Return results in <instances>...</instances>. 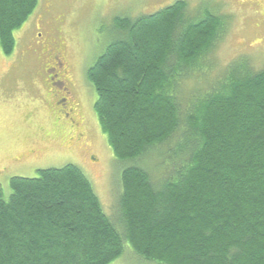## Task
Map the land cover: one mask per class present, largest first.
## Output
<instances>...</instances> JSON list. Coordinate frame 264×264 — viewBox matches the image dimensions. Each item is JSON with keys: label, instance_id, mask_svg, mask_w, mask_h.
Segmentation results:
<instances>
[{"label": "trees", "instance_id": "16d2710c", "mask_svg": "<svg viewBox=\"0 0 264 264\" xmlns=\"http://www.w3.org/2000/svg\"><path fill=\"white\" fill-rule=\"evenodd\" d=\"M37 5L0 0L4 55ZM185 8L115 17L117 38L86 71L100 129L126 165L115 212L75 166L14 177L7 198L0 187V264H110L126 251L147 264H264V71L228 68L181 121L176 81L221 25L209 12L183 20ZM182 122L175 150L186 158L155 188L135 163Z\"/></svg>", "mask_w": 264, "mask_h": 264}, {"label": "rangeland", "instance_id": "374dc122", "mask_svg": "<svg viewBox=\"0 0 264 264\" xmlns=\"http://www.w3.org/2000/svg\"><path fill=\"white\" fill-rule=\"evenodd\" d=\"M176 1L186 3L183 20L195 21L209 12L221 24L212 45L176 81L173 95L181 121L218 88L228 68L264 71V0H38L32 14L13 32V51L4 55L0 49V187L5 198L10 195V179L35 178L37 170L71 165L88 179L104 213L115 212L119 178L126 165L114 158L100 129L93 109L96 93L86 81V71L117 38L112 29L115 17L134 19ZM56 45L61 46L60 60L70 71L77 92L76 130L66 125L60 131L51 121L57 95L49 97L48 69ZM183 133L184 124L168 143L135 163L147 172L155 188L185 160L187 154L176 156L179 151L175 150L177 144H185ZM30 150H37L41 159L25 158L23 164H12ZM110 264L147 263L126 251Z\"/></svg>", "mask_w": 264, "mask_h": 264}, {"label": "flooded vegetation", "instance_id": "af4514ba", "mask_svg": "<svg viewBox=\"0 0 264 264\" xmlns=\"http://www.w3.org/2000/svg\"><path fill=\"white\" fill-rule=\"evenodd\" d=\"M36 29H40L39 26ZM59 42H56L58 44ZM62 46V43H59ZM60 45L54 46L52 53L49 55L51 59V68L48 69L51 77V83H49V97H52L51 94L55 93L57 95L56 101H54L53 112L51 115L52 124L58 130H63L66 128H71L73 130L77 129V120H78V103L76 102V89L73 81V77L66 68V65L60 60L62 52L59 48ZM53 85V88L51 87ZM51 99V98H50ZM81 125V124H80ZM38 153V155H37ZM35 156V157H32ZM41 154L37 150H30L27 156H23L21 159H16L12 161V164L25 163V158L29 160L41 159Z\"/></svg>", "mask_w": 264, "mask_h": 264}]
</instances>
